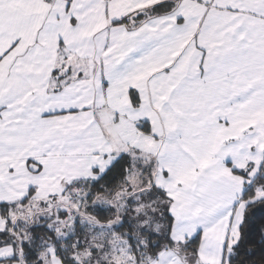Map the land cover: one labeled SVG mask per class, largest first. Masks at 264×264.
<instances>
[{
  "label": "crops",
  "instance_id": "0c3cea01",
  "mask_svg": "<svg viewBox=\"0 0 264 264\" xmlns=\"http://www.w3.org/2000/svg\"><path fill=\"white\" fill-rule=\"evenodd\" d=\"M156 2L22 0L17 15L0 24V231L30 191L34 199L60 195L64 182L96 178L117 157L138 150L156 162L154 184L170 200L172 241L199 234L197 264H228L243 189L263 163L264 110L231 103L241 53L225 43V33L241 29L243 39L254 25L225 27L237 15L225 7L238 8L234 0H213L208 8L176 0L185 22L163 30L168 42L155 58L133 64L124 25L111 21ZM251 43L239 64L245 76L264 71V41ZM137 45L147 47L149 38ZM201 56L210 66L207 79L199 75ZM173 77L176 84L158 95ZM258 82L253 76L238 91ZM145 121L147 134L137 128ZM247 128L253 132L232 140ZM249 164L246 177L235 173ZM12 254L0 248V264ZM52 264L61 263L53 257ZM149 264L185 263L162 250Z\"/></svg>",
  "mask_w": 264,
  "mask_h": 264
},
{
  "label": "trees",
  "instance_id": "16d2710c",
  "mask_svg": "<svg viewBox=\"0 0 264 264\" xmlns=\"http://www.w3.org/2000/svg\"><path fill=\"white\" fill-rule=\"evenodd\" d=\"M131 97L136 104L137 97L133 93ZM137 128L145 134L149 132L147 122H141ZM251 167L235 173L246 177ZM155 170L152 156L131 150L96 178L63 183L60 195L36 201L32 200L33 190L30 191L20 203L21 214L15 220L7 219L0 231V248L10 247L13 251L4 264L30 263L48 250L61 264H109L114 238L119 239V246H126L130 264H149L162 250H172L185 264H194L201 237L197 234L180 244L172 241L170 200L155 186ZM93 173L98 174L96 170ZM260 173L264 175V158ZM262 188L264 180H256L243 189L241 200L245 208L234 245L238 241L240 244L231 264H264L260 252L264 247ZM53 206L58 209L52 211ZM249 249L256 255L247 257ZM87 253L88 257H84Z\"/></svg>",
  "mask_w": 264,
  "mask_h": 264
},
{
  "label": "snow or ice",
  "instance_id": "6c2138e0",
  "mask_svg": "<svg viewBox=\"0 0 264 264\" xmlns=\"http://www.w3.org/2000/svg\"><path fill=\"white\" fill-rule=\"evenodd\" d=\"M20 2H22V0H0V24L4 23L6 18H12L17 15L16 9ZM46 2H51V0H46ZM234 2L239 5L238 8H231L229 5L225 7L229 11L237 13V15L234 19L226 23L225 27L227 28L231 24H236L237 21L242 22V28L249 24L254 25V27L251 30L243 31V39H239L241 36V29H237V31L231 34L225 33V43L234 46L241 53V56L236 61L238 67L232 69L233 75L236 77V82L232 89L233 100L231 103L239 107L240 104H244L247 101V108L250 110H264V71L253 72L251 75L245 76L239 70L240 60L246 58L243 54L247 49L252 47L251 42L255 40L264 41V0H234ZM196 3L204 4L205 8L215 7L213 0H196ZM249 5L256 8L254 13H252V7H249ZM177 8L178 5L176 0H157L156 3L150 5L148 8L134 9L132 12L119 18H114L111 21V24L114 26L124 25V31L130 37L128 44L125 46L126 48H134V51L129 55L130 62L134 64L138 59L144 62L145 59L155 58L160 53L163 46L168 42L165 37L169 35L171 28H175L185 22V17L178 13ZM250 13L252 14L250 15ZM72 22L75 23V20L73 19ZM129 22L132 25L131 27H128ZM153 29L155 30L154 32L151 31ZM165 29H169V32H164L163 30ZM144 38H149V45L147 47L138 46L137 42L142 41ZM261 63H264V61ZM172 67H175V62ZM199 67V75L207 79L210 66L204 63L203 56L200 58ZM163 71L164 73H168L171 71V68H165ZM67 74L68 73H65V75ZM224 75L228 83L233 84V80L228 77L227 73H224ZM253 76H259L260 82L252 83V87L249 88L247 92H239L238 90L243 89L245 85L252 82ZM103 83H107V81H103ZM175 84L176 77H173L167 81L164 89L158 93V95H164L168 87ZM176 94H179V90H177ZM170 100L172 103H176L174 98L170 97ZM0 111H3L2 105H0ZM117 159H119V157H117ZM113 163H115V161H113ZM256 180H264V175H261L259 169L251 178L250 184ZM261 191H264V188H262ZM146 194H150V191ZM260 199L264 201V197ZM261 214L264 215V210H261ZM151 223L152 220L150 219L149 224ZM140 230L144 231L143 228ZM239 244L240 241H238L237 245L233 246V250L229 252V264H231L232 259L237 255L236 248L239 247ZM261 244L264 245V237L261 238ZM260 252L264 255V247H261ZM245 255L251 257L255 256L256 253L249 249Z\"/></svg>",
  "mask_w": 264,
  "mask_h": 264
},
{
  "label": "rangeland",
  "instance_id": "374dc122",
  "mask_svg": "<svg viewBox=\"0 0 264 264\" xmlns=\"http://www.w3.org/2000/svg\"><path fill=\"white\" fill-rule=\"evenodd\" d=\"M248 166H252V164H249ZM254 174H255V172L253 173V175ZM253 175H252V177H253ZM252 177H249L248 178L249 179V180H247L248 183H250V180H251ZM64 183H66V182H64ZM62 191H63V185H62L61 193H62ZM43 199H46V198H43ZM43 199H34L33 198V195H32V200L38 201V200H43ZM26 208L27 209H31L30 206L29 207L26 206ZM27 209H24V211H28V212L31 211V210H27ZM56 209H58V208L55 207V206L52 207V211H55ZM19 210L21 211V209H19ZM50 212H51V207H50ZM50 212H49V215H50ZM18 214L20 215L21 212H17V215ZM12 220H15V218H12ZM118 240L119 239L114 238V243H113V241H111V243H110L111 244L110 254H109L110 261H108V262H109V264H130L127 261L128 260V257H129V255H128L127 251H126L127 248H126V246H119V244H118L119 241ZM53 257H54V255H53L52 250H48L45 253H41V254L35 256L30 263H26V264H52ZM84 257H88V253L86 255H84Z\"/></svg>",
  "mask_w": 264,
  "mask_h": 264
},
{
  "label": "water",
  "instance_id": "95a60500",
  "mask_svg": "<svg viewBox=\"0 0 264 264\" xmlns=\"http://www.w3.org/2000/svg\"><path fill=\"white\" fill-rule=\"evenodd\" d=\"M252 132H253V129H252V128H251V129H250V128L244 129V130H242V131L239 133L238 137H235V138H233L232 140H233V141H237V140H239V139L245 137L246 135L251 134ZM28 169H29V171L32 172V173H36V172L38 171V167H37L36 165H34V164H30V165L28 166ZM194 264H197V262H195Z\"/></svg>",
  "mask_w": 264,
  "mask_h": 264
}]
</instances>
